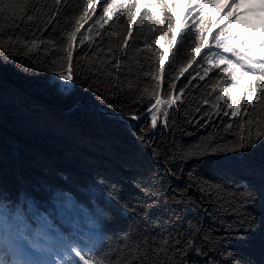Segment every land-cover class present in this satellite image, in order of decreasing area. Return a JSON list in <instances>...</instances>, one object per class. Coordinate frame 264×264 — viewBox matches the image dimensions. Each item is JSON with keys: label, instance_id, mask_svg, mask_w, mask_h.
Wrapping results in <instances>:
<instances>
[{"label": "trees", "instance_id": "trees-1", "mask_svg": "<svg viewBox=\"0 0 264 264\" xmlns=\"http://www.w3.org/2000/svg\"><path fill=\"white\" fill-rule=\"evenodd\" d=\"M17 2L20 6L25 4V0ZM86 2L90 3L86 15L92 19L80 22L82 26L73 49L74 71L79 70V65L80 68H104L105 71L110 70L113 76H129L134 84L139 85L140 91L131 94L136 97L135 100L123 93L105 92L97 96L95 90L89 91L87 85L81 87L79 84L66 96L50 86L54 72L62 70L61 66L67 68V34L74 31ZM107 2L111 3L112 0ZM115 2L121 7L110 17H105L107 22L102 21L103 28L95 23L102 13V0H61L58 5L54 0H27L28 9L34 5L39 11L21 14L18 7L15 9L18 17L16 22L7 19L10 15L7 11L0 16V26L5 31L10 23L12 27L18 23L20 39L29 42L33 38L32 32L36 31L32 25L40 24L42 30L36 31V36L46 42L50 37L53 38L54 43H46L41 47L53 49L54 55L49 59L55 60V63L37 65L21 55L17 56L15 64L0 65V190H3L4 195L15 198L21 190L35 192L33 198L37 210L47 215L62 231L64 226L56 213L55 204L50 196L40 194L41 188L44 191L69 192L79 202L84 200L81 189L90 182L99 187V182L103 181L107 185H115L121 198L134 204L135 198L143 196L135 181L145 169H155V162L137 139L139 128L137 123L129 119L128 113L145 116L146 109L155 102L153 92L162 100L180 97L170 107L161 106L162 112H168V127L163 126L161 121L164 118L159 115L158 129L152 130L156 132L155 141H163L167 146L174 139L178 153L190 156L183 164L184 172L180 173V178L167 176L163 181L164 188L170 185L171 188L182 189L187 182L186 173L190 170L205 177L227 180L230 184L251 183L256 189L264 186L260 175L261 170H264V144H258L245 154L211 151V145L216 141L222 148L226 143L231 146L228 142L238 135L240 124H245L247 128V119L258 117L264 122V96L256 99L261 91L256 85L264 77V64H259L255 72L247 70L254 67L258 55L264 59V48L253 49L249 39L260 22L255 13L250 11L245 18L240 16L237 20L231 16L229 9L219 11L216 4L214 12L205 11L195 5L193 0H186V4L184 0ZM131 4H135V7L129 9ZM145 13L152 16L153 20L148 21ZM27 14L33 15L32 21L27 20ZM133 14L136 15V23L132 22ZM129 27L132 29L131 34L128 32ZM221 29L224 30L221 40L229 48L237 50L245 64V68H241L235 63L237 58L232 57L231 53H224L233 59L239 78L237 87L231 92V97L240 100L236 117L223 115L224 111L230 113L231 110L227 109L225 101L214 99L219 94V87L215 92L211 87L218 81L221 82L220 86H223L224 81L230 83L228 77L219 76L225 65L215 68L201 80L199 77L203 75V68H212L213 65L199 54L196 61L187 64L198 42L207 60L214 61L211 53L223 51L215 47L213 40V36L219 34ZM181 34L185 39L181 40ZM84 36L89 39L80 44ZM124 39L128 40V45L122 47ZM153 40L157 42L149 51L145 43L151 44ZM177 41H180V55L173 58ZM4 43L7 45L6 39ZM243 44H249V48ZM156 55H159V62ZM116 59L121 62L119 73L105 63L109 60L115 63ZM128 65L132 73H128ZM182 66L187 67L185 76L188 79L181 76L180 80H176ZM145 70L150 71L156 79L143 76ZM128 82L125 80L120 86L126 89ZM172 83H175L176 88L171 90L170 97L167 85ZM249 85L252 87L249 88ZM102 86L105 89L110 87L108 83ZM180 88L184 89L183 93L179 92ZM228 95L226 91L225 96ZM246 95L253 98V105L247 104ZM205 100L209 103L205 104ZM213 104L221 110L217 112ZM150 119L147 116L143 123L139 120L138 125L144 127L147 124L150 127ZM227 123L232 124V129L225 128ZM106 192L107 189H104L101 194ZM170 195L171 189L160 196L162 206L151 210L153 218L159 215L167 221L174 212L179 211L172 203H165ZM254 215L264 217V208L257 207ZM129 223L130 220L118 214L110 215L104 231L106 237H111L106 239L108 246L114 250L123 247L119 236ZM204 223L221 228V225L209 219ZM214 235L219 239L228 234L220 230ZM225 244L229 251L251 261V264H264V226L251 233L247 242L226 239Z\"/></svg>", "mask_w": 264, "mask_h": 264}, {"label": "snow or ice", "instance_id": "snow-or-ice-1", "mask_svg": "<svg viewBox=\"0 0 264 264\" xmlns=\"http://www.w3.org/2000/svg\"><path fill=\"white\" fill-rule=\"evenodd\" d=\"M54 2L58 5L61 0H54ZM18 7L21 14H26L27 11H39L34 5L28 9L27 0L24 6H20L17 0H0V16L7 11L10 13L7 19L10 22H16L18 17L15 9ZM89 7L88 2L83 5V11L76 21L74 31L67 34V68L63 69L61 66L62 70L54 72L50 86L55 88L59 94L66 96L71 94L77 84L81 87L87 85V89L95 90L97 96H102L105 92L131 96L133 91H140V89L138 83L134 84L129 76H113L110 70L105 71L104 68H80L79 65H77L79 70L74 71V43L82 26L80 22L92 19L90 15H86ZM118 7L121 5H118L115 0L111 3L102 0V13L95 23L103 28L102 21L106 23L105 17H110ZM128 7L129 9L134 8L135 4ZM144 15L147 16L148 21L153 20V17L147 13ZM131 19L133 23H136L135 14ZM27 20L32 21L33 15L27 14ZM18 28V23L16 27H12L10 23L7 31L0 26V53H2L0 54V65L15 64L17 56L21 55L37 65L55 63V60L49 59L54 55L53 49L41 47L46 43H54L53 38L50 37L46 42L36 36V31L42 30L40 24L32 25L36 31L32 32L33 38L30 42L20 39ZM131 31L129 27V34ZM203 31L202 28L201 40ZM223 32L224 30L221 29L219 34L213 36L215 47L223 49L222 52L211 53L214 61L207 60V55L200 51L202 45L198 42L190 58L187 59V64L191 65L196 61L197 54H199L207 63L213 65L212 68H203V75L199 77L201 80L215 68L225 65L219 76L228 77L230 83L224 81L223 86H220L221 82L218 81L211 87L213 92L219 87V94L214 99L225 101L227 109L231 110L230 113L224 111L223 115L236 117L240 100L231 97V92L237 87L239 78L235 72L233 59L224 53H231L232 57L237 58L235 63H238L241 68H245V64L242 62L240 53L229 48L221 40ZM5 39L7 45L4 43ZM86 39L89 37L84 36L79 43L84 44ZM183 39L185 37L181 34V40ZM156 42V40H153L151 44L146 42L145 48L151 51L152 45ZM127 45L128 40L124 39L122 47ZM178 55H180V41H177L173 58ZM156 59L159 62V55H156ZM105 63L110 68L116 69L117 73L121 71L119 59H116L115 63L111 60ZM260 63L264 64V61ZM171 66V61H169V67ZM247 70L256 71L250 67ZM127 71L132 73L130 65L127 66ZM186 72L187 67H180L175 79L180 80V77L184 76L187 80ZM143 76H152V73L145 70ZM152 79L156 77L152 76ZM125 80L129 81L126 89L120 86ZM104 83H108L110 87L105 89L102 86ZM256 87L261 89L256 97L259 100L261 96H264V77L259 80ZM167 88L171 97V90L175 89L176 85L175 83L168 84ZM226 91L228 96H225ZM179 92L183 93L184 89L180 88ZM153 97L155 102L146 109L145 116L128 113L129 119L140 120L142 123L147 116L151 118L150 127L147 124L144 127L137 125L139 128L136 134L137 139L142 148L147 151L148 156L155 162V169H145L135 181L136 187L143 194L142 198H135L134 204L125 201L116 192L115 185H107L103 181L99 182V187L96 183L90 182L81 189L84 200L79 202L69 192L44 191L41 188L40 194L45 197L50 196L55 204L56 213L64 226L62 231L47 215L37 210L36 200L33 198L36 195L35 192L21 190L15 198H10L4 195L3 190H0V264H251V261H246L229 251L225 240L237 239L247 242L251 233L255 232L258 227L264 226V217L254 215L257 207L264 208V186L256 189L251 183L247 185L230 184L227 180L205 177L195 170H190L186 173L187 182L182 189L171 188L170 185L164 188L163 181L167 176L180 178V173L184 172L183 164L190 156L178 153L174 139L167 146L163 141L157 143L154 139L156 132L152 131L158 129L157 113L164 118L161 121L163 126L168 127V112H161V106L170 107L180 97L162 100L155 92H153ZM131 98L136 99L135 96ZM245 99L248 105H253V98L250 95H246ZM204 103L208 104L209 101L205 100ZM212 107L217 109V112L221 110L216 104ZM262 124L264 122H261L258 117L247 119V128L245 124H240L237 128L238 135L228 142L231 146H227L226 143L222 148L216 141L211 145V151L213 153H247L258 144H264ZM232 127L231 123L225 125V128L229 130ZM177 168H179V173ZM260 175L262 185H264V170H261ZM104 189H107V192L102 195ZM169 189H171V195L165 203H172L179 211L174 212L167 221L159 215L153 218L150 215L151 210L162 206L160 196ZM258 192L259 195H257ZM116 214L130 220L131 223L122 230L123 234L119 236L123 247L114 250L107 245L106 239L111 237H106L104 231L109 223L110 215ZM225 217L232 219L225 220ZM206 219L221 225V228L206 225L204 223ZM220 230L228 235L217 239L214 234Z\"/></svg>", "mask_w": 264, "mask_h": 264}, {"label": "rangeland", "instance_id": "rangeland-1", "mask_svg": "<svg viewBox=\"0 0 264 264\" xmlns=\"http://www.w3.org/2000/svg\"><path fill=\"white\" fill-rule=\"evenodd\" d=\"M232 1L234 0H193V3L195 5H201L199 7L203 8L205 11H211V12H214V7H213V4L215 3H218L219 7V11L223 10L224 8L226 7H232V10L235 12H237V4L235 3V5L232 4ZM256 6L258 7L257 3H255ZM259 8V7H258ZM264 10H261V13L263 12ZM161 112H162V109H161ZM160 113H157V116H159Z\"/></svg>", "mask_w": 264, "mask_h": 264}, {"label": "bare ground", "instance_id": "bare-ground-1", "mask_svg": "<svg viewBox=\"0 0 264 264\" xmlns=\"http://www.w3.org/2000/svg\"><path fill=\"white\" fill-rule=\"evenodd\" d=\"M259 6L264 7V0H258Z\"/></svg>", "mask_w": 264, "mask_h": 264}, {"label": "water", "instance_id": "water-1", "mask_svg": "<svg viewBox=\"0 0 264 264\" xmlns=\"http://www.w3.org/2000/svg\"><path fill=\"white\" fill-rule=\"evenodd\" d=\"M123 118H125L124 116H122ZM131 120V119H130ZM133 121V120H132ZM135 123H137V125H138V122H139V120H137V121H134Z\"/></svg>", "mask_w": 264, "mask_h": 264}]
</instances>
